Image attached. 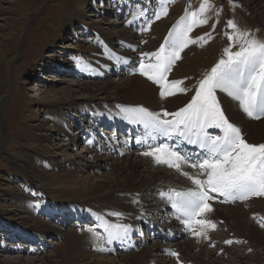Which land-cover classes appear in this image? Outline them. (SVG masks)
<instances>
[{"label": "rangeland", "instance_id": "obj_1", "mask_svg": "<svg viewBox=\"0 0 264 264\" xmlns=\"http://www.w3.org/2000/svg\"><path fill=\"white\" fill-rule=\"evenodd\" d=\"M105 1L107 0H100L98 2L87 0V4L83 5L81 0H0V214L2 215L0 217V247L8 248L3 250L0 248V264L5 263L3 261L4 258L12 256L31 260L34 257L39 258L43 254H53L58 251L60 243H64L62 237L55 238L53 234H45L36 236V239H40L41 237L45 239L44 241H58L56 244L48 242L50 246L43 251L45 253H26L24 251L12 250V243L18 246L17 242L22 240L21 236L16 234V231L22 232L25 229L23 227H29L33 224L32 218H28V214L23 211L27 209L25 206L26 202L24 201L47 200L52 205H57L58 207H64L69 204L71 206L80 205L84 202L80 200L83 199L82 196L85 194H82L78 189H73V186L53 185L51 183L52 181L47 179L49 175L52 174L53 176L55 170L56 172L60 171L57 169L54 170V166L47 164V159L42 158L43 156L38 154H42L43 151L39 152L41 150H37L38 155H35L36 149H32L33 147L28 143L29 139H31L30 136L28 137L29 133H26L28 128L36 134V139L40 138L41 144L47 143L45 138H41L38 134L41 130H37L35 126H41L40 121L45 120L43 121L44 128L48 126L55 132V123L57 122L55 121L57 119L56 114L64 115L62 118L69 122L72 131L70 133L61 132L60 135L54 133L55 138L50 143L60 144L65 139L68 142L73 136H77L78 141L75 145H72L68 153L71 158L76 159V168L74 170L77 171V174L82 179L89 176L100 179L105 174L112 176V163L117 159L123 160L130 157L140 159L146 157L142 155L143 152H130L123 157L101 155L99 153V157L100 159L102 158L103 162H99L98 166L102 163L101 166L98 169L87 167V162L91 164L96 163L95 161L93 162V155L90 153L93 150L83 145L80 130L82 129V123L87 124L88 119L92 120L93 118L90 117L92 114L87 113L92 109L111 111L115 108H122L121 103L133 104L132 100L124 94L110 97L112 95L106 96L107 92L101 94L96 89L80 90L78 87L79 83L87 81L96 85L97 82L101 83L105 80H78L74 76L77 72H75V68L65 67L69 63V65L74 63L81 64L84 70L87 67H93L97 70L99 66L104 65L108 61L106 57L107 50L102 46V42L97 39V30L91 24H97V27L99 25L102 31L105 32L109 30L111 32H118L122 27L118 22L122 23L124 19L116 20V15L112 9L106 13L102 11V15L99 16V13L94 11L93 6L102 5L106 3ZM172 1L169 0L167 2V8H169L168 4L170 5ZM203 2L205 0H174V3L171 5V10H168L167 16H162L156 24V20L153 19L154 22L150 27L151 29L153 26L152 30L149 29V32L143 31V34L140 36L139 33L142 31V28L137 27L136 30L138 32L136 34L139 35H135V40L140 42V48L137 50L136 55L138 54L142 58L144 53L155 52L164 43L170 28L176 25L174 24L176 22L175 20H179L186 13V9L188 11L190 9L196 10V5L202 4ZM207 2L210 4V7L204 13V16L207 17L208 23L196 27L199 32L193 36L195 38L192 37L193 40H197L198 37H204V39L197 40L193 44L194 53L188 61L185 71V80L189 81L188 86L191 89H196L199 82L211 72L212 68L222 58H226L224 55L225 49L231 47L232 51L238 50L239 44L234 45L227 38L228 35L233 33V29L227 27L228 21H233L241 30L246 29L256 38L264 41V25L258 22V17L243 0H207ZM66 18H69L67 24L64 22ZM112 20L118 23L117 26L120 27L109 25V21ZM213 25H215L214 28ZM136 30L134 29V31ZM90 31L95 32L96 35L90 33ZM89 37L92 39L96 38L95 43L88 41ZM73 55H78V58L75 59ZM84 57L92 58L90 60L92 65H85L82 62ZM53 59L61 61V66L53 63ZM146 62L148 63L149 61ZM206 67L207 72L205 71ZM179 68H181V65L177 61L174 67H172L171 74L175 73ZM92 75L96 77L95 73ZM79 76L82 77V75ZM128 77L131 78V76L127 75L114 76L111 74L109 79L120 82V79H128ZM137 78L146 87L149 86L152 88L154 86L138 74ZM94 85H91V88ZM184 85L186 84L184 83ZM193 95L190 93L183 97L181 103L186 105ZM167 98L169 99L167 104L172 108L180 106V102L177 99L171 96ZM130 100L132 103L129 102ZM152 101L150 98L146 102L138 101L134 102V104L145 106L147 102L152 104ZM117 102H120V104L117 105ZM238 105L237 101L230 98L226 93L221 92V108L228 113L234 124L241 129V132L246 136L245 140L264 143V119L253 122L245 113L241 114L239 112ZM153 111L158 112L157 110ZM74 124L79 127L75 129ZM28 125L30 127H27ZM255 128L256 130H254ZM21 131L23 132L20 133ZM33 132L32 135L34 134ZM35 141L33 139L29 142L34 143ZM62 160L63 165L70 166V161L68 162L66 159ZM28 162L30 164L29 166L36 167L45 176L32 180L31 176L27 175L19 167V163L28 164ZM49 162H52L51 158H49ZM157 172L164 173L173 179L179 178L177 175H172V172L161 167L157 169ZM46 188H48V192L45 191ZM143 191L148 192L147 188L143 189ZM130 197H133L137 207L146 200H150L153 204L159 203L156 193L150 196H130L123 194L117 198L108 200L98 199V201L92 202V204L94 203V212H101L113 217L116 216L112 215V213L119 212L122 213L119 216L121 222H124L123 219H125L133 223L128 218L126 212L119 210ZM72 201L77 202L72 203ZM256 201H258L257 207L263 206L262 212L264 213V200L259 199ZM211 208L214 211L221 212L219 215V218L222 219L220 223L225 222V228L228 227L230 229L227 233L230 235L232 232L233 235L241 239L237 247L230 248L226 246L228 255L216 254L217 256L215 255V258L217 259V263L241 264L239 260L240 256H246L247 258L244 259L245 263L256 264L252 258L258 252L264 254V243L261 246L253 247L254 240L252 237L257 240L264 239V231L262 232L260 227L254 223L255 219L256 221L258 220L257 215L247 214L246 216H242L240 214L230 217V213L227 210L219 207ZM22 215L25 217H22ZM40 215L38 214L37 216L43 219V221L48 222L51 226L62 230V233L76 231L78 235H82L84 232L89 235L92 232L83 230V233H78V230L70 228L71 226L61 228L54 221H50ZM2 217L6 218V220H2ZM13 222L17 223L21 229L18 230L15 228L16 230H10L9 226ZM225 231L226 229H224ZM220 233L222 232L218 234ZM147 239L149 241L145 247L150 252L149 262L147 264H173L175 262V259L165 255L163 248L165 244L163 242L152 241L149 237ZM184 239L186 238L180 239L179 241ZM186 240H190V238ZM3 242H8L10 245ZM177 243L173 245L177 248L182 247ZM193 243L195 244V241ZM195 245L197 249L194 252L197 253L198 251L206 254L210 252L216 253L219 250L216 247L213 248V246L204 245L203 241L200 245ZM161 246L163 252L158 249ZM140 249L135 250L136 253H139L141 251ZM113 251L115 254H103L101 252L95 255L93 254L90 259L92 260L95 257L99 261H103L108 258H116L114 264H120L123 259L118 256V252ZM181 258L187 263L182 254ZM90 259L85 261H89Z\"/></svg>", "mask_w": 264, "mask_h": 264}, {"label": "snow or ice", "instance_id": "obj_2", "mask_svg": "<svg viewBox=\"0 0 264 264\" xmlns=\"http://www.w3.org/2000/svg\"><path fill=\"white\" fill-rule=\"evenodd\" d=\"M167 2L169 0H159L161 7L153 11L154 20L168 15ZM209 7L210 4L205 0L198 11L189 12L186 9V14L169 31L158 50L143 54L149 58V62L145 63L142 59L138 71L160 86L162 98L177 92H188L182 86V80L169 81L168 73L181 59L184 49L197 40L204 39L198 37L193 40L189 34L195 27L208 23L203 14ZM146 11L147 9L137 10L134 18L137 15L144 16ZM154 20L149 17L141 30L148 31ZM227 27L233 29V33L227 38L234 45L239 44L238 50L232 51L231 47L225 49L226 58H222L199 82L195 94L185 107L176 112L162 113L164 117L171 116L172 119H162L161 113L150 112L142 106L121 109L125 113L121 118L143 125L150 138L164 137L179 143L186 142L202 150L188 154L182 153L180 148L160 143L150 145L149 150L142 153L143 156L152 157L157 165L163 164L181 171L183 164H189L190 167L199 169L200 175H206V179H199L182 172L196 188L183 192L173 189L168 194H160L162 197L167 195L172 207L181 214L178 219H183L186 229L193 231L194 235L206 236L207 228H215L211 220L196 219L197 216L213 211L209 201L214 197L210 193L219 194L224 198L222 202L264 197V143H248L241 129L229 122L216 96L217 90L224 92L238 102L248 118H264V41L246 29L241 30L233 21H228ZM209 128L219 129L222 135H211L207 131ZM112 215L119 217L122 213L114 212ZM193 223L200 226L199 231L193 229ZM106 231L110 243L125 239L131 226L107 225ZM225 243L231 244L232 241ZM170 254L178 256L174 251Z\"/></svg>", "mask_w": 264, "mask_h": 264}, {"label": "bare ground", "instance_id": "obj_3", "mask_svg": "<svg viewBox=\"0 0 264 264\" xmlns=\"http://www.w3.org/2000/svg\"><path fill=\"white\" fill-rule=\"evenodd\" d=\"M95 2L100 0H94ZM102 1V0H101ZM112 0H108L107 5L100 4V5H94V11L96 13H99V16L102 15V11L106 13L108 10L112 9L113 5L111 4ZM87 0H81V3L83 5H86ZM243 2L247 3L248 6L252 9V11L255 13V15L258 17V22L260 24L264 25V0H243ZM102 8V9H101ZM109 12V11H108ZM148 11H146L145 15ZM84 13V12H83ZM82 13V14H83ZM93 14V13H92ZM84 15V14H83ZM118 15V13H117ZM104 16V15H103ZM109 16V15H108ZM144 16H138V18H142ZM72 19V18H70ZM69 21V18H66L64 20L65 24H67ZM85 23V22H84ZM109 25L117 26V24H121L122 27L118 32H111L110 30L108 32L102 31L100 26L98 27L94 24H91L92 27L97 30V39L102 42L103 47H107L109 52L112 53V59H108V61L97 68L96 74L97 78H100V74L105 76L104 82H97L96 85L91 84L90 82H83L79 83L78 87L80 90H91L96 89L97 92H100L103 94L104 92L107 95L118 96V94H124L126 97H129L133 104L134 102H146L148 99H152V104H149L148 102L145 104L144 108H149L151 110H157L158 112H164L167 111L169 113L176 112L180 108L184 107L185 105L181 103V100L183 97L187 96L188 94H195L196 89H191L189 85V81L186 83L185 81V71L186 67L188 65V61L192 58L194 50H193V44H190L184 51L181 53V59L178 60V64L181 65V68L177 69L175 73L169 75V80H182L186 85H183L188 89L187 93H179L177 92L175 95H172L171 97L174 99H177L180 102V106L172 108L167 104L169 99L165 97L160 96V86H153L150 88L149 86H144L141 84L137 78V74L131 75V78L128 77V79H120V82H115L114 80L109 79V76L117 72L121 65L116 62V59L119 57H124L127 60L135 61L136 59V53L137 50L140 48V42H137L135 40V34L138 32L136 28L132 27L131 25L129 28L125 25V21L122 23L118 22L115 23L113 20L109 21ZM64 24V26H66ZM176 24V22H174ZM113 27V28H115ZM119 29V28H118ZM134 29L136 31H134ZM117 30V29H116ZM159 48V47H158ZM156 49V51L158 50ZM139 53V51H138ZM140 54V53H139ZM90 57H84L83 63L85 65H92V62L88 61L91 60ZM66 60V59H65ZM53 63L58 64L61 66V61L54 60ZM70 64V63H69ZM68 64V65H69ZM65 66L67 68H75V71L80 72L78 75H82L83 67L81 64H74L71 63L69 66ZM174 70V69H173ZM103 81V80H102ZM91 85H94L91 88ZM195 87V86H194ZM217 99L220 101L221 105V92L217 90L216 92ZM106 99V98H105ZM136 99V100H135ZM131 100L129 102H131ZM134 100V101H133ZM131 102V103H132ZM5 103V102H4ZM184 105V106H183ZM239 112L241 114H244V112L240 109L239 105L237 106ZM122 108H115L113 110H98V109H92L89 111V114L93 115L92 119H103L106 118L105 116H122L125 113L121 111ZM175 110V111H174ZM81 112V111H80ZM57 121L55 123L56 130L55 132L52 131L51 128L48 126L44 128L43 121H40L41 126H35L37 130H41L39 136L41 138H45V141L47 143L41 144L40 138L36 139V134L31 130L26 131L28 134V137L30 136L31 139L29 141L35 139L36 141L34 143H28L30 144V148L36 149L35 155H41L42 158H46V163L54 166V170L57 169L60 172H55L49 175L47 179L49 181L51 180L53 185L58 186H73V189H78L81 191V193L85 194L82 196L81 202L84 201L80 205H68L67 209H70L74 211L75 215L84 214L87 212H94V203L99 200H108L112 198H117L120 195L127 194L130 196H150L154 194L158 189H161L164 186H170V187H179L181 185H187L190 183V179H188L187 176L180 174V171H173L172 175H177L178 179H173L172 177L167 176L164 173L157 172V169L159 168L158 165H156L155 161L151 157H144V158H126V159H117L114 163H112V171L111 175H106L104 177H101L100 179L97 177H86L85 179H82L79 174H77V171L74 170L76 168V159L74 160L69 155L68 151L72 148V145H75V143L78 141L77 136H73L70 141L67 142L65 139L62 143H54L51 144V140L55 138L54 133H57L58 135L61 134V132H68L72 131L71 125L68 121H66L64 118V115L61 116L60 114H56ZM76 115V114H75ZM46 124V122H45ZM75 125V124H74ZM27 127H30L29 125ZM26 127V128H27ZM256 130V128L254 129ZM36 131V130H35ZM21 131L20 133H22ZM32 132L34 133L32 135ZM77 133V132H75ZM27 141V140H26ZM37 142V143H36ZM51 142V143H50ZM248 143L251 144H260L261 142H251V140H247ZM51 145H50V144ZM37 150H41L39 152L43 151V155L38 153ZM38 153V154H37ZM93 155V162L95 161V164H91L87 162V167L90 168H97L101 166H98L99 162H103L102 158L100 159L99 153L97 154L94 150L91 151ZM27 155V154H26ZM30 155V154H29ZM34 155V154H33ZM102 155V154H101ZM49 158L52 159V162H49ZM24 159V158H23ZM34 159V158H33ZM54 159V160H53ZM62 159H66V161H70V166L63 165ZM27 160V159H26ZM89 160V159H88ZM22 161V160H20ZM86 161V160H85ZM28 164L19 163V167L21 170H23L27 175L31 176L32 180H36L37 177L45 176L43 173H41L36 167L29 166ZM86 165V164H85ZM51 185V187H53ZM148 186V187H145ZM147 188L148 192H144L143 189ZM48 188L45 189L47 191ZM48 192V191H47ZM74 198V197H73ZM17 199V198H16ZM44 199V198H43ZM75 199V198H74ZM18 200V199H17ZM39 201V200H38ZM25 206L27 207L26 210H23L28 214V218H32L33 224L31 226H25V228L22 232L16 231V234L18 236H29L31 239H36V236L39 235H45V234H53L55 237H62L64 243H60V247L58 251H56L53 254H43L42 256H39V258H32L31 260H27L25 258H19V257H7L4 258L3 261H5L4 264H114V261L116 258H108L104 259L103 261H99L94 257V259H90L92 255L103 252L99 249H104L97 238V235L95 233L91 232L89 235H87L85 232L82 235L76 234V231H67L65 233H62L59 228L51 226L48 222L43 221V219L39 218L36 213L37 211L41 212L42 210H49V211H57L58 207L52 205L49 201L43 200L38 202H35L34 204H31V200L24 201ZM77 201H72V203H76ZM17 205V204H15ZM158 204H153L150 200L144 201L139 207L135 205V200L133 197H130L129 200L123 204L120 207L121 212H126L128 218L134 222H137L140 220V215L145 214L153 210ZM64 206V205H63ZM258 201L249 202L247 204H240L236 206H225V205H218L215 204L214 207H219L224 210H227L230 213V217H234L237 215L242 214V216H246L247 214L251 215H257V222L258 224H261L260 227L261 231H264V213L262 212V207H257ZM159 206H157L158 208ZM38 209V210H36ZM66 211V210H65ZM97 218V212H94ZM220 211H211L208 212L206 215V219L211 220L215 224V228H207L206 236H203V242L204 245H212V240L214 238L218 239L220 236L223 237H229V234L227 232H222L217 235V237H213V231L219 228L220 221L222 220L219 218ZM21 214V213H20ZM2 215L0 214V217ZM22 217H25L22 215ZM42 217V216H41ZM222 217V216H221ZM228 217V215H227ZM3 218V219H2ZM2 220H6V218L2 217ZM20 218V216H19ZM5 222V221H4ZM14 223V224H13ZM10 226V230H14L17 228L18 230L21 229L17 223L13 222ZM231 226V225H230ZM244 226V225H243ZM232 227V226H231ZM210 229V230H209ZM16 230V229H15ZM64 230V229H63ZM70 230V229H69ZM210 231V232H209ZM13 232V231H12ZM64 232V231H63ZM83 233V232H82ZM14 235V234H13ZM45 237V236H44ZM187 239V238H186ZM182 240L179 241L177 244L181 245L182 247H179L178 250L181 252V254L184 256L188 264H218L217 259L215 258V255L218 254V251L224 249V252L222 251L223 255L227 254L226 246L223 244H219L216 242V244H213V247H216L219 249L216 253H204V252H194L197 249V246L193 243V240ZM208 239V241H207ZM254 246H261L264 243V239H254ZM38 241L42 240L37 239ZM45 240V239H43ZM241 240V239H240ZM45 242H52V243H58V241L54 242L53 240H48ZM241 241H238L237 243H240ZM5 245V244H4ZM58 245V244H57ZM3 249H8L5 247H0ZM92 249V250H91ZM160 251L163 252L162 246L158 248ZM264 249V248H263ZM199 250H201L199 248ZM119 257L123 259L120 264H147L149 262V256L150 252H148L146 247H142L141 251L139 253L135 251V253L130 252L127 254H118ZM217 256V255H216ZM247 258L246 256H240L239 260L241 261V264H247L244 262V259ZM89 261H85L88 260ZM252 259H254V263L256 264H264V254L261 252H258ZM246 261V260H245ZM247 262V261H246Z\"/></svg>", "mask_w": 264, "mask_h": 264}]
</instances>
